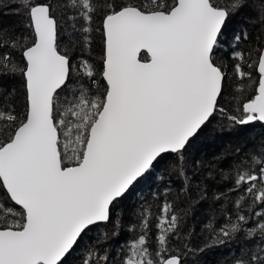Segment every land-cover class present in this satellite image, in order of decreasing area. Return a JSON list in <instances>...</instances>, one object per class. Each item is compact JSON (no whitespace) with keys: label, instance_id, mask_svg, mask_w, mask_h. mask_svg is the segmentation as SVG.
Instances as JSON below:
<instances>
[{"label":"snow or ice","instance_id":"6c2138e0","mask_svg":"<svg viewBox=\"0 0 264 264\" xmlns=\"http://www.w3.org/2000/svg\"><path fill=\"white\" fill-rule=\"evenodd\" d=\"M21 3L35 39L21 44L23 67L4 65L0 72V264H64L93 226L112 223L115 235V206L154 162L181 153L214 116L232 125L264 122V48L254 62L255 94L239 115L222 106L227 74L215 58L229 17L247 0H62L88 25L85 33L96 15L102 18L103 63L97 71L81 60L75 72L73 57L58 48L57 4ZM235 55L244 61L243 53ZM17 73L26 90L22 112L8 103L11 93L2 83ZM235 74L253 75L240 63ZM235 184L250 195V208L259 204L262 210L252 215L261 222L246 227L251 217L238 213L213 229L212 245L244 239L264 253V152L241 161ZM162 211L155 242L141 213L144 230L122 264H183L171 247L183 218L168 204ZM84 264L110 261L90 250ZM236 264H264V256Z\"/></svg>","mask_w":264,"mask_h":264},{"label":"trees","instance_id":"16d2710c","mask_svg":"<svg viewBox=\"0 0 264 264\" xmlns=\"http://www.w3.org/2000/svg\"><path fill=\"white\" fill-rule=\"evenodd\" d=\"M249 1L247 0V6L236 14V19L231 20L232 17H229L228 30L226 28L220 47L215 53L216 62L222 60V69L227 71L226 87L230 86L227 85L228 82H232L238 84L237 88L240 89L238 94L233 93L232 102L229 104L228 90L225 87L222 106L230 114H242V104L255 94L256 88L255 83L254 87L251 86L252 79L240 80L236 76L235 65L240 63L245 71L253 73L252 77L256 75V80L259 79L254 62L259 59L258 50L264 48V9L260 18V12L256 9L258 4L253 9V3ZM256 1L264 6V0ZM53 2L57 4L55 14L58 21L59 50H67L73 57L74 72L81 60H88L99 71L104 55L101 14L94 17L90 26L91 32L85 33L82 26L88 25L74 9L64 8L62 0ZM132 2L139 4L140 0ZM29 23L21 0H0V57H7L6 60H0V72L5 70L4 65H13V59L17 67L24 66V49H18L26 39L28 46L35 39L33 29L28 27ZM237 36L240 37L239 40L235 38ZM5 41L7 43H4ZM13 41L18 43L13 46ZM237 52L244 54V61L235 55ZM141 57H144V53ZM248 64H252V68H249ZM2 83L11 93L8 103L17 112H22L26 92L23 77L19 73L6 76ZM83 83H89L87 78H84ZM100 83L103 84V80H100ZM217 116L223 119L221 123L225 132L219 128V134L208 143L203 141L201 132L185 149L181 159H177V155L173 154L160 158L113 209V219L119 223L116 234L111 235L112 223L93 226L82 236L64 260V264H84L90 250H95L99 255L107 254L110 264H122L130 245L144 230L141 213H146L149 240L155 242L160 234L158 222L165 215L162 211L165 204L171 206L172 213L183 218L180 236L173 237L171 244L172 250L183 257V264H236L238 259L248 260L250 255L264 256L254 244L244 239L212 245L213 229L218 232L219 228L230 220L234 222L238 213L249 215L251 219L246 227L254 228L261 221L260 217L253 216L252 212L262 210L259 204L249 207L251 197L237 188L235 178L236 168L241 161L247 162L249 156L264 152V124L256 122L246 126L232 125L223 116ZM219 137L223 139L218 140ZM179 160H182L185 168L192 171L189 182L183 183L184 180L179 175ZM255 168L256 164H252V169ZM188 191L191 197L187 195ZM242 197L244 199H241Z\"/></svg>","mask_w":264,"mask_h":264},{"label":"rangeland","instance_id":"374dc122","mask_svg":"<svg viewBox=\"0 0 264 264\" xmlns=\"http://www.w3.org/2000/svg\"><path fill=\"white\" fill-rule=\"evenodd\" d=\"M249 2H252L253 3V9L254 8H256V5L258 6L256 9L257 10H259V12H260V15H259V17L261 18V16H262V11H263V9H264V6L262 5V4H260L259 2L257 3V1L256 0H250ZM1 11H3L2 9H1ZM232 18H231V20H233V19H236V15H233V16H231ZM230 20V21H231ZM228 22H229V20H228ZM227 24L228 23H226V28H227V30H228V27H227ZM226 28H225V31H226ZM23 45H24V47H27L28 46V43H27V39H26V41H25V43H22ZM23 48L21 47V45H20V47H19V51H21ZM13 63V65H17V63L15 62V59H13L12 61H11V64ZM223 62H222V60H219L218 61V64L222 67L223 66V64H222ZM7 65H10V64H7ZM11 66V65H10ZM2 70V69H1ZM226 74H227V71L223 68L222 69ZM252 71H254L255 72V70L253 69ZM254 76V75H253ZM256 75H255V77H252V80H251V86L252 87H254V83H255V81H256ZM227 85H230V86H228V88H227V90H228V93H227V101H228V103L230 104L231 102H232V95H233V93L235 92L236 94H238V92L240 91V89H238L237 88V85L238 84H236V83H230V82H228L227 83ZM239 86V85H238ZM222 118L221 117H218L217 115L215 116V118H213L212 119V121L208 124V126L202 131V133L200 134V136L202 137V139H203V141L204 142H206V143H208V142H210V141H213V137H215L217 134H219V128H222V132H225V129H224V126H223V124L221 123L222 122ZM254 124V123H253ZM250 125V124H249ZM242 126H246V125H242ZM239 130V129H238ZM218 139V138H217ZM223 139V137H219V139L218 140H222ZM235 141H234V143H236V138L234 139ZM215 143H217V141L215 142ZM183 153L184 152H182V153H179V154H177V159H181L182 158V156H183ZM182 154V155H181ZM182 160H179V167L180 168H178V169H180V173H179V175H181L182 176V179L184 180L183 181V183L186 181H188L189 182V180H190V176H192V171L189 169V168H185L184 167V163L183 162H181ZM183 163V164H182ZM182 183V184H183ZM189 197H191V193H190V191H188V194H187ZM196 196V195H195ZM197 197V196H196ZM197 198H200V197H197ZM189 260V259H188ZM189 262H187V264H188Z\"/></svg>","mask_w":264,"mask_h":264},{"label":"water","instance_id":"95a60500","mask_svg":"<svg viewBox=\"0 0 264 264\" xmlns=\"http://www.w3.org/2000/svg\"><path fill=\"white\" fill-rule=\"evenodd\" d=\"M33 31H34V30H33ZM143 53H144V52L142 51V52H141V55H142ZM213 118H214V117H213ZM213 118H212V119H213ZM211 121H212V120H211ZM256 122H259V121H256ZM256 122H251V123H249V124H253V123H256ZM260 123L264 124V122H260ZM249 124H246V125H249ZM207 126H208V125H207ZM207 126H206V127H207ZM206 127H204V128H203V129H202V130H201V131H200V132L194 137V138H192V140L189 142V144H190V143H191L196 137H198V135H199V134H200V133H201ZM189 144H188V145H189ZM188 145L186 146V148L188 147ZM186 148H185V149H186ZM185 149H184L182 152H184ZM182 152H181V153H182ZM166 154L177 155V154H179V153H171V152H169V153H166ZM166 154H164V155H166ZM164 155H163V156H164ZM158 160H159V159H158ZM155 164H156V162H154V165H155ZM154 165H153V167H154ZM153 167H152V168H153ZM152 168H151V169H152ZM151 169H150V170H151ZM150 170H149V171H150ZM146 174H147V173H146ZM146 174H145V175H146ZM145 175H144V176H145ZM144 176H143V177H144ZM143 177L139 178L138 181L133 185V187H132L131 189H133L134 186L137 185ZM131 189H130V190H131ZM127 194H128V193H127ZM127 194H126V195H127ZM122 199H123V198H122ZM100 224H104V223H100ZM82 236H83V235H82ZM78 242H79V241H78ZM75 247H76V246H74V248H75ZM73 250H74V249H73ZM73 250H72V251H73ZM72 251H71V252H72ZM71 252H70V253H71ZM67 257H68V256H67ZM67 257H66V258H67ZM66 258H65V259H66Z\"/></svg>","mask_w":264,"mask_h":264}]
</instances>
